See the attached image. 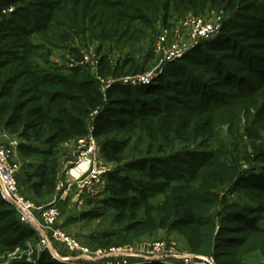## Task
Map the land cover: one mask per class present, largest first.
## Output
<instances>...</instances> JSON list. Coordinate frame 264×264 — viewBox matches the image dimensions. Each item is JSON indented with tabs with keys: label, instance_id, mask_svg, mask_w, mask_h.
<instances>
[{
	"label": "trees",
	"instance_id": "1",
	"mask_svg": "<svg viewBox=\"0 0 264 264\" xmlns=\"http://www.w3.org/2000/svg\"><path fill=\"white\" fill-rule=\"evenodd\" d=\"M12 6L17 8L6 16ZM208 11H223L220 32L167 62L149 84L121 81L104 89L83 67L61 68L42 56L62 50L82 59L81 49L97 44L100 50L121 51L120 76L128 68L145 75L137 57L147 44L154 45L157 30H171L186 16ZM0 41L9 46L0 49L5 55L0 117L26 141L19 143V154L41 151L52 157L58 147L92 133L102 158L116 165L99 203L112 212L110 223L118 228L102 233L101 247L159 229L180 233L193 251L227 248L221 264H249L246 256L264 247L250 242L256 237L264 244V204H229L217 225L202 213L219 206L220 196L200 183L225 152L210 116L264 82V0H0ZM186 95L192 97L188 102ZM258 162L247 181L264 186V152ZM28 174L30 193L55 192L56 169L45 165ZM65 204L59 203L61 212ZM100 216L80 213L83 220ZM38 241L36 231L0 201V264H75L36 249Z\"/></svg>",
	"mask_w": 264,
	"mask_h": 264
},
{
	"label": "rangeland",
	"instance_id": "2",
	"mask_svg": "<svg viewBox=\"0 0 264 264\" xmlns=\"http://www.w3.org/2000/svg\"><path fill=\"white\" fill-rule=\"evenodd\" d=\"M16 8L17 6H12V8H9L4 14L9 16ZM217 13L218 11H208L199 17L210 18ZM182 20L177 21L176 26H178ZM162 32L163 29L159 28L154 37V45L151 47L147 44L143 52L137 57L138 65L146 70V75H150V82L160 78L164 66L166 65L162 55L156 50L157 39ZM29 42L33 46L38 45L33 39H30ZM198 42L191 43L186 41V52L197 45ZM8 47L7 42L0 41V49H6ZM29 51L32 50L30 49ZM81 53L83 54L82 59H77L67 51L62 50L49 51L48 54L43 53L42 56L45 60H49L53 65H57L61 68L83 67L85 71H89L92 76L100 80L104 86L110 82H121L125 79H134L143 76L139 74L134 75L132 72H129V68L125 70L123 75H119V73L123 71V63L122 60H120L121 51L119 50L114 49L108 52L107 49L100 50L99 46L95 44L89 48L81 49ZM3 56L5 55H0V58ZM39 63L41 64V61H39ZM241 73L247 75L245 71ZM207 78L210 79L211 77ZM223 90L227 91L228 88H223ZM190 99H192L190 95L183 96L184 101L188 102ZM177 106H179V104H177ZM210 120L214 135L225 144V152L220 159V165L204 173L200 183L204 188L213 189L219 194L221 205L219 204V206L215 208L206 209L202 215L208 221L216 222L218 225L221 223L222 215L229 204H239L250 208H257L264 204V186L256 182L255 184H250L251 182L247 181L249 179L247 178L248 175H256L253 173L261 166L258 162V154L264 152V82L258 85L257 89L251 92L247 97H243L229 105L223 104L218 106L210 116ZM5 121L6 119H4V117H0V144L9 145L15 141L18 143L21 141L26 142L19 138L17 133H12L6 129L7 124ZM28 143L35 145L36 148L39 149L45 148L39 142L34 143L32 141ZM79 151L78 140L58 147L54 150V156L52 157L42 154L41 151L25 155L19 154L18 151L19 170L17 178L18 180L20 179L19 189L22 196L32 202L40 201L43 205L55 201L58 195L57 187L63 182L67 172L73 167L79 155ZM109 164L113 170L116 169L114 163ZM45 165L58 171L56 190L52 194H48L43 190L42 196L36 197L29 191L31 184L27 180L28 175H30L28 173H35V171L41 169V166ZM104 191L105 188L93 200L87 202L88 204L84 207H79L74 198L64 202L66 204L63 206L61 216L55 227L60 226L65 233L78 239L82 245L91 250H98L99 248L104 249L101 247L100 237L102 233L106 230H115L118 228L110 223L112 212L99 203L101 199L105 197ZM84 211H96L101 216L94 220H83L80 218V213ZM238 225L246 230L250 229L242 222H239ZM120 239L115 238L113 240L115 242L112 246L106 248H117L126 245L133 246L137 249L135 253L137 257H135V259H137L138 262L132 264H141L142 262H144L142 264H147L148 260L145 261L147 251L149 247L157 241L175 247L178 252L199 257H214L217 264H221V261L226 258L225 253L227 252V248L225 247H222L221 251H218L217 246H214L210 251H193L183 235L178 232H170L163 229H159L152 234L141 237L128 235ZM39 241L35 244V248L38 250L42 246ZM250 242L264 245L263 242L256 237H252ZM31 245H33V243H29V246ZM52 248L55 249V252L62 259L71 258L70 254L63 250V247L60 245L52 243ZM215 255H219L217 256L218 259ZM109 259H111V257L105 258L100 263H111L113 259L110 261ZM118 260L119 259H116V261ZM246 260L249 264H264V247L248 254Z\"/></svg>",
	"mask_w": 264,
	"mask_h": 264
},
{
	"label": "built area",
	"instance_id": "3",
	"mask_svg": "<svg viewBox=\"0 0 264 264\" xmlns=\"http://www.w3.org/2000/svg\"><path fill=\"white\" fill-rule=\"evenodd\" d=\"M222 23L223 11L210 18L190 14L173 29L163 30L158 36L156 50L166 63L179 59L186 53V41L195 43L210 39L220 32ZM122 82L136 86L152 81L150 82V75L145 74ZM111 83L103 85V88H108ZM78 144L79 155L63 182L57 187L58 195L55 201L42 206L26 199L20 193L17 178L20 144L17 141L9 145L0 144V201L11 205L20 221L36 231L42 245L39 250H49L52 256L60 261L72 258V263L75 264H101L105 258L111 257L113 260L108 264L137 263L138 260L135 259L137 249L133 246L91 250L78 239L65 233L60 226L55 227L61 216L59 203L74 198L79 207H84L104 190L105 178L113 171L110 164L103 160L99 143L92 133L79 139ZM52 243L63 247L71 258L62 259L52 248ZM146 260L152 264H217L214 257H199L178 252L175 247L159 241L149 247Z\"/></svg>",
	"mask_w": 264,
	"mask_h": 264
},
{
	"label": "water",
	"instance_id": "4",
	"mask_svg": "<svg viewBox=\"0 0 264 264\" xmlns=\"http://www.w3.org/2000/svg\"><path fill=\"white\" fill-rule=\"evenodd\" d=\"M67 261L73 262L71 259H66Z\"/></svg>",
	"mask_w": 264,
	"mask_h": 264
}]
</instances>
